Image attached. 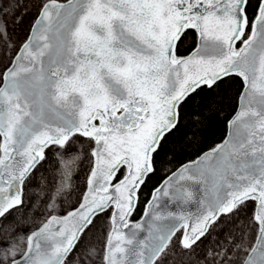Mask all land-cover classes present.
Segmentation results:
<instances>
[{
  "label": "snow or ice",
  "instance_id": "1",
  "mask_svg": "<svg viewBox=\"0 0 264 264\" xmlns=\"http://www.w3.org/2000/svg\"><path fill=\"white\" fill-rule=\"evenodd\" d=\"M0 264H264V0H0Z\"/></svg>",
  "mask_w": 264,
  "mask_h": 264
},
{
  "label": "trees",
  "instance_id": "2",
  "mask_svg": "<svg viewBox=\"0 0 264 264\" xmlns=\"http://www.w3.org/2000/svg\"><path fill=\"white\" fill-rule=\"evenodd\" d=\"M190 43V42H189ZM227 119V116H225V119L220 120L219 122H213V127L210 129L209 134L206 139H204L202 142H200L196 146H189L188 140H184L182 143H178L175 146V153L174 156L171 158V163L167 166L168 169L173 170L180 164H182L185 161L191 160L195 157H197L199 154H201L203 151L209 149L214 144L220 142L226 135V126L225 121ZM164 174L162 173L161 176ZM151 187V186H150ZM145 199L148 198V192H145ZM144 207L143 204H141L136 213L133 216V219L139 218L143 213Z\"/></svg>",
  "mask_w": 264,
  "mask_h": 264
},
{
  "label": "water",
  "instance_id": "3",
  "mask_svg": "<svg viewBox=\"0 0 264 264\" xmlns=\"http://www.w3.org/2000/svg\"><path fill=\"white\" fill-rule=\"evenodd\" d=\"M207 150H208V149H207ZM207 150H205V151H207ZM205 151H203V152H205ZM203 152H202V153H203ZM202 153H201V154H202ZM201 154H199L198 156H200ZM198 156H197V157H198ZM197 157H195V158H193V159H191V160L185 161V162H183L182 164H188L190 161L195 160ZM182 164H180L179 166H177V167L174 168L173 170L177 169V168L180 167ZM143 211H144V210H143ZM142 214H143V213H142ZM141 216H142V215H141ZM141 216H140V217H141ZM140 217L137 218V219H134V220H138V219H140Z\"/></svg>",
  "mask_w": 264,
  "mask_h": 264
}]
</instances>
